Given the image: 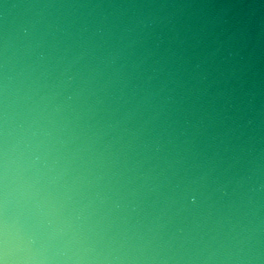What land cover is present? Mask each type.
Wrapping results in <instances>:
<instances>
[{"label": "water", "instance_id": "obj_1", "mask_svg": "<svg viewBox=\"0 0 264 264\" xmlns=\"http://www.w3.org/2000/svg\"><path fill=\"white\" fill-rule=\"evenodd\" d=\"M0 264H264V0H0Z\"/></svg>", "mask_w": 264, "mask_h": 264}]
</instances>
